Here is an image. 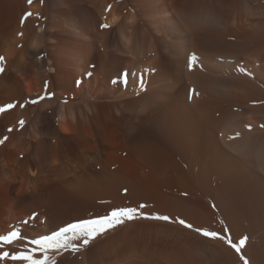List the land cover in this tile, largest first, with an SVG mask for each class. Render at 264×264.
<instances>
[{"label": "bare ground", "instance_id": "1", "mask_svg": "<svg viewBox=\"0 0 264 264\" xmlns=\"http://www.w3.org/2000/svg\"><path fill=\"white\" fill-rule=\"evenodd\" d=\"M0 56V264H264V0H0Z\"/></svg>", "mask_w": 264, "mask_h": 264}, {"label": "snow or ice", "instance_id": "2", "mask_svg": "<svg viewBox=\"0 0 264 264\" xmlns=\"http://www.w3.org/2000/svg\"><path fill=\"white\" fill-rule=\"evenodd\" d=\"M31 3V0H29ZM31 13H26L25 16H30ZM101 27H106V25H101ZM196 60V56L193 54L189 57V67L191 68L192 63ZM4 62V58L0 56V65ZM4 68L0 66V73H3ZM79 83V82H77ZM50 96V94L46 93ZM44 97H41L43 99ZM38 101L33 100L32 103H37ZM15 105L7 104L4 107L0 108V112L5 111L6 109L13 108ZM20 107H24L23 104ZM23 121H20V124L23 125ZM11 131V130H9ZM6 139V138H5ZM4 143L3 140H0V144ZM146 205H139L138 208L141 210L138 213L137 207H118L113 208L108 213L98 216L96 218H90L86 220H79L74 223H69L64 227L59 228L57 231H53L50 235H45L37 240L30 241L31 244L36 245L39 250L43 253H47L50 248L60 251L61 249H71L73 251H78V246L73 244L72 241L79 240L83 238L82 243L84 246L89 245L91 240H94L97 236L107 232L108 230L124 223L125 221H130L136 218L138 214H142V210ZM144 218H148L145 216ZM153 219L168 221L169 217L167 215H157L152 216ZM179 224L183 225L186 228H193L194 226L183 219L177 221ZM197 232H200L204 237L219 238L225 239L224 236L218 234L216 231H207L201 228L195 229ZM19 236L17 232H10L7 236H0V242L5 244H10L14 240H18ZM229 245L235 249V251L240 252L241 248L245 245L246 238L240 239L238 243H234L231 239L228 240ZM8 253H4L3 256H0V259H3L4 256H7ZM13 260H23L27 264H46L47 257L44 259H35L31 252H18L11 257ZM243 259V257H241ZM244 264H248L245 260Z\"/></svg>", "mask_w": 264, "mask_h": 264}]
</instances>
